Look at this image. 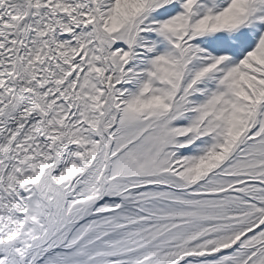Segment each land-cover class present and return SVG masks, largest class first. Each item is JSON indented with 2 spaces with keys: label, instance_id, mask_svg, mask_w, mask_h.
<instances>
[{
  "label": "snow or ice",
  "instance_id": "1",
  "mask_svg": "<svg viewBox=\"0 0 264 264\" xmlns=\"http://www.w3.org/2000/svg\"><path fill=\"white\" fill-rule=\"evenodd\" d=\"M0 264H264V0H0Z\"/></svg>",
  "mask_w": 264,
  "mask_h": 264
}]
</instances>
